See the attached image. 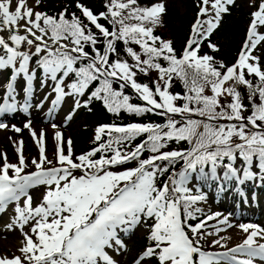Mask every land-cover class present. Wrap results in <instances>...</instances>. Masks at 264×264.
Masks as SVG:
<instances>
[{"label": "snow or ice", "instance_id": "1", "mask_svg": "<svg viewBox=\"0 0 264 264\" xmlns=\"http://www.w3.org/2000/svg\"><path fill=\"white\" fill-rule=\"evenodd\" d=\"M234 2L201 0L192 35L177 55L170 40L154 34L166 13L162 0L146 7L137 0H107L106 11L99 13L76 0L81 15L73 12L70 18L67 8L55 15L37 11L41 0H34L33 6L29 0H0V71L10 68L12 74L0 113L16 110L15 78L22 75L27 82V97L37 69H42L41 87L47 80L54 82L53 105L65 97L84 95L92 82L99 81L89 101L102 100L109 112L117 114H151L163 119V123L100 126L95 135L98 145L79 155L70 139L65 150L62 135L56 131L54 166L46 155L43 131L38 138L33 131L39 158L31 160L35 171L28 173L23 141L16 147L18 163H10L3 154L0 210L17 202L13 222L7 227L17 225L23 231L30 225V230L23 232L21 255L0 257V264H115L106 248L113 241L122 245L118 230L129 232L149 220L153 221L148 226L150 243L135 264H152L153 260L156 264L264 262V243L258 242L264 240V228L240 224L247 234L240 244L223 252H208L201 247L205 222L220 213L189 223L196 219L194 213L202 211L195 207L197 202L205 200L188 186L193 178L234 179L237 187L258 174L264 180V66L252 54L264 42V34L257 31L264 26V0L251 13L247 38L235 63L228 65L207 53L199 54L201 42L213 34ZM131 45H138L139 51ZM208 47L218 51L210 41ZM33 58L35 67H30ZM152 72L157 73L155 80L138 82L140 75L151 77ZM174 77L183 83V93L171 91ZM238 85L249 90L248 115ZM127 88L141 103L131 102L132 97L124 93ZM6 127L0 122V128ZM24 127L31 129V122ZM105 134L109 138L102 141ZM138 137L144 138L133 146ZM171 143H186L187 147L166 150ZM145 152L149 153L146 157ZM180 161L183 166L177 171ZM219 168L224 170L222 178L217 176ZM165 175L167 179L161 180ZM39 185L46 186V191L42 202L33 207L29 189ZM240 194L244 195L242 190ZM21 197H25L23 206ZM218 223L227 224L228 218Z\"/></svg>", "mask_w": 264, "mask_h": 264}, {"label": "rangeland", "instance_id": "2", "mask_svg": "<svg viewBox=\"0 0 264 264\" xmlns=\"http://www.w3.org/2000/svg\"><path fill=\"white\" fill-rule=\"evenodd\" d=\"M158 2H161V0H154L151 5ZM162 2L166 5V7L173 6L177 7L179 11H183L181 0H162ZM260 2L261 0H235L234 4L229 6V8H239L246 11L247 13H251V11L257 10ZM33 4L34 1L29 0V5L33 6ZM36 10L38 11L37 8ZM223 17L224 14L222 15V19ZM222 19L217 29L220 27V25H222ZM217 29L214 30L215 34L217 32ZM263 30L264 27L258 26L257 31L259 34H264ZM263 44L264 42H260L252 53L253 55L260 58L259 62L261 65V51ZM206 45L208 44L206 43ZM26 48L27 46L24 45L23 49ZM3 75L4 70L0 71V87H3V89L5 90L7 83L4 85ZM21 77L22 75L17 76L15 78L16 81ZM7 78L8 80L10 79L9 77ZM42 79H44L42 69H37L36 79L34 78L32 90L28 94L29 102H24L25 91L23 93V99H21L20 96L18 97L22 102L28 104L22 105L21 102H18L16 103L17 108L15 111H13L12 114H9V112L1 113V117L5 118L2 123H5L7 127L0 128V165H2L4 162L3 154L7 155L8 161L10 163H18V153L16 152V147L19 146L18 142L23 141V155L25 156L29 165L25 169V173L35 171L34 166L31 165V160L34 158H39V147L37 144V140L32 136V132L34 131L38 138L41 131H43L45 135L46 155L49 160L53 161V165L51 166H54L56 162V131H59L61 133L62 142L66 150L67 141L69 139L71 140V137L73 136L75 131H77L82 124V120L76 118V111L78 110L77 96L65 97L57 105H53L52 102L56 98V94L53 91L54 85L51 86L50 80H47L45 82V85L41 87ZM16 81L14 82V84L16 90L18 91L20 85L19 83L16 84ZM17 93L18 92H16V94ZM2 94L3 93L0 92V103L3 102L1 100ZM28 122H31V129L24 127L25 123ZM53 125H55V127H53ZM13 126L20 128L21 131L16 132ZM95 135L96 130L94 131L93 129V133L89 140L95 139ZM95 146L96 145H92L90 148L82 149V147L75 148L72 144L74 153L76 155L87 152ZM253 171L259 173V170L255 167L253 168ZM9 174H11V171ZM255 178L256 185H261V187H263L264 189V180L260 178V175L258 174ZM197 182L198 180L193 178L188 185L192 189L193 194H203L205 196V200L199 201L195 205V207H198L202 210L201 212L196 214H202L201 219H203L213 213H220L219 217H214L212 220H207L205 222V227L203 229V243H201V245L206 248L204 249V251L223 252L229 248L235 247L237 244H240L247 235L238 227L240 224H255L260 228H264V215L257 221L247 220V218L244 217L246 212H250L253 214H256V211H259L261 213L264 212V197L261 195L262 192L255 191L252 192V194H247V197L244 198L245 204L241 207L231 205L226 197L222 198L221 200H215V202H213L214 200H211L212 198L210 192L201 191L200 187L197 186ZM45 191L46 186L44 185L35 186L32 189H29V195L33 197V207L42 202V197ZM24 199L25 197H21L19 201V204L21 206H23ZM16 203L17 202L15 201L10 202L5 209L0 210V257L6 256L8 258H12L14 256H18L20 254L19 249L23 246L24 243L23 232H28L30 230V225H26L23 228V231L17 225H14L11 229L7 227V225L12 224L13 218L15 217L14 209ZM223 217L228 218L227 224L218 223V220L223 219ZM148 226V222L146 224L138 225L137 227L129 231L130 234L127 237L120 238V240L122 241V245H117L115 244V242H112V247L106 248L107 253L113 259L115 264H135V261L140 256V252L138 251H140L142 247H135V245L132 243V239L144 235L148 231ZM217 227H219L221 231L217 232ZM118 232L122 233L123 231L118 230ZM124 233L125 232H123V234ZM214 240H218L220 241V243L213 244L212 242ZM258 242L264 243V240H258ZM101 264H103V262H101ZM256 264H264V262L257 260Z\"/></svg>", "mask_w": 264, "mask_h": 264}, {"label": "trees", "instance_id": "3", "mask_svg": "<svg viewBox=\"0 0 264 264\" xmlns=\"http://www.w3.org/2000/svg\"><path fill=\"white\" fill-rule=\"evenodd\" d=\"M154 0H137V3L142 6L146 7L149 6ZM81 3L85 4L89 8H91L95 13H99L101 11H106L105 4L107 0H80ZM200 0H181L183 5V11H179L177 7L169 6L166 7V13L162 16V23L157 25L154 28V34L160 36L163 40H170L175 48L177 55L182 54L183 48L186 44V39L189 33L190 22L193 19L195 11L197 9V5L199 4ZM40 11H45L50 15H55L59 13L64 8H67V15L70 18L71 13L75 12L78 16L81 15L80 11L76 8V0H41V4L39 5ZM246 11L241 10L239 8L230 9V11L224 14L222 19V25L217 29V32L214 35H211L209 38L211 39L214 44L217 45L218 51H213V49L209 48L205 42L201 45V52H205L208 55H212L216 61H223L224 63L231 65L235 58L236 54L238 53L239 46L241 39L244 35V25L246 22ZM101 23L105 24V26L109 27L111 30V26L107 24V22L103 19L100 21ZM150 26V25H149ZM91 27V26H90ZM93 31H97L93 27ZM220 39V41H219ZM119 46L121 50L123 49V42H119ZM135 50L139 51L138 45H131ZM121 55L129 59L126 53L121 51ZM261 63L264 66V44L262 45L261 51ZM161 64L167 67V62L161 60ZM35 64V58L31 60V65ZM157 78V73L152 72L151 77H146L144 75H140L138 77V82L150 83L151 80H155ZM248 79L253 81V84L256 83V80L249 76ZM72 81L69 80V83ZM227 86V85H226ZM99 87V81H94L90 84L89 89L85 90V94L80 96V106L76 111V118L82 120V124L77 131L71 137L72 144L75 148L85 149L87 146H90L89 139L93 133V128L101 122H125V121H135V122H157L163 123V119L156 115H145L143 117H138L133 114H129L126 112L120 113H113L109 112L104 105V102L99 99H91L89 101V96L91 95L92 91ZM113 87L116 90H119V84L114 83ZM238 91L241 93L243 97L244 104L248 107V111L245 112V115H248L251 111V104L248 100L249 90L246 86L238 85ZM171 91L173 93H183L184 85L183 83L176 77L173 78ZM126 95H130L132 97V103H141L136 98V95L132 92L130 88L124 90ZM87 101V103H85ZM256 102L259 103L258 98H256ZM108 135H102L101 140L106 141L108 140ZM144 137H138L134 142L133 146L140 141ZM94 143L98 144L95 139L93 140ZM88 144V145H87ZM87 145V146H86ZM187 147L186 143H182L177 145L175 143H171L169 148L166 150L176 149V148H184ZM149 153L145 152L144 156L146 157ZM226 163V161H225ZM183 166V162L180 161L176 164L175 168L177 171ZM208 167H206V171H208ZM223 168L217 169V176L223 177ZM161 180H166L167 175L160 178ZM255 181V180H253ZM252 184H247V187L243 188L247 191L253 188ZM201 186L204 189L214 188L215 190L219 188V186L226 188V191H229L232 197L238 196V188L236 186L235 180L231 181H224L223 179L220 180H202L201 179ZM259 192L264 194V189L262 187H256ZM197 219V218H196ZM194 219V220H196ZM194 220H190L189 223H193ZM132 243L135 247L140 248L143 245L149 243L147 237L145 235L132 239ZM156 263L155 260L152 261V264Z\"/></svg>", "mask_w": 264, "mask_h": 264}, {"label": "bare ground", "instance_id": "4", "mask_svg": "<svg viewBox=\"0 0 264 264\" xmlns=\"http://www.w3.org/2000/svg\"><path fill=\"white\" fill-rule=\"evenodd\" d=\"M4 34H7V33L5 32ZM20 79H21V78H20ZM19 255H21V253H20ZM19 255H18V256H19Z\"/></svg>", "mask_w": 264, "mask_h": 264}]
</instances>
